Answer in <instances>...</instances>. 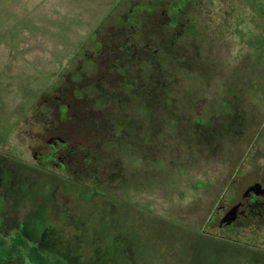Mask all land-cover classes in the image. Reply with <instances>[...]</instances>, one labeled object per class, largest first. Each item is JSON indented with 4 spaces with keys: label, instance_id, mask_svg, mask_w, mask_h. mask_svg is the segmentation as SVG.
Wrapping results in <instances>:
<instances>
[{
    "label": "rangeland",
    "instance_id": "obj_1",
    "mask_svg": "<svg viewBox=\"0 0 264 264\" xmlns=\"http://www.w3.org/2000/svg\"><path fill=\"white\" fill-rule=\"evenodd\" d=\"M37 1L0 0V238L65 264H264L263 224L220 212L264 191V0H115L92 27L111 0H50L49 28L25 25ZM54 138L67 171L35 158Z\"/></svg>",
    "mask_w": 264,
    "mask_h": 264
},
{
    "label": "flooded vegetation",
    "instance_id": "obj_2",
    "mask_svg": "<svg viewBox=\"0 0 264 264\" xmlns=\"http://www.w3.org/2000/svg\"><path fill=\"white\" fill-rule=\"evenodd\" d=\"M59 141V138H54L50 142L52 149L50 153L44 154L41 151L35 153L40 166L69 170L70 160L63 152L62 141ZM230 204L220 207V212L224 215L222 227L246 229L255 223L258 224L259 229L262 228V224L264 226V191L258 188L256 182L248 185L244 192L240 193L239 198H234Z\"/></svg>",
    "mask_w": 264,
    "mask_h": 264
},
{
    "label": "trees",
    "instance_id": "obj_3",
    "mask_svg": "<svg viewBox=\"0 0 264 264\" xmlns=\"http://www.w3.org/2000/svg\"><path fill=\"white\" fill-rule=\"evenodd\" d=\"M26 257L32 264H65L62 260L44 255L37 247L31 246L20 234L0 239V263Z\"/></svg>",
    "mask_w": 264,
    "mask_h": 264
},
{
    "label": "crops",
    "instance_id": "obj_4",
    "mask_svg": "<svg viewBox=\"0 0 264 264\" xmlns=\"http://www.w3.org/2000/svg\"><path fill=\"white\" fill-rule=\"evenodd\" d=\"M50 0H46L45 1V3L44 4H42V5H39V0L35 3V8H34V11H39V10H46L48 7H47V4H48V2H49ZM115 2V0H111V3H110V5H108V7H107V9H106V12L102 15V17H100L96 22H94V23H96V24H93V22H89L88 24H77V25H80V26H82V27H88V26H90V27H92V26H96L97 24H99L101 21H102V19H103V17L108 13V11L110 10V8H111V6L113 5V3ZM53 9H55V7L53 8V7H50V8H48L47 9V12L46 11H43V13H42V17H39L38 18V16H36L37 18L33 21V22H30V23H28V24H25V25H27V26H32V27H35L37 24H38V21L40 20V18H46V20H45V25H44V27H46V26H48V28H49V19H52V18H49V19H47L48 18V16H49V14H48V12L51 10H53ZM58 10H63V9H61V8H57ZM64 12H67V14H68V16L70 17V19H71V21H72V23H71V27L69 26V28H73V25L75 24V20H74V18H73V16H70L71 14H70V12H68V11H66V10H63ZM46 13L48 14V15H46ZM44 14V15H43ZM76 25V24H75ZM75 25H74V27H75ZM20 26H22V25H20ZM66 28V27H65ZM79 28H76L75 30H76V32H77V34H78V36L77 37H75V39L72 41V42H69V43H74L75 41H77L78 39V37L80 36V34H81V30H78ZM74 30V29H73ZM67 41H69L68 39H67Z\"/></svg>",
    "mask_w": 264,
    "mask_h": 264
}]
</instances>
